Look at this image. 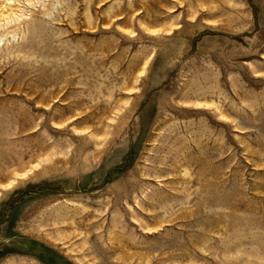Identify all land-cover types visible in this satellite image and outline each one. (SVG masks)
<instances>
[{
	"label": "rangeland",
	"instance_id": "1",
	"mask_svg": "<svg viewBox=\"0 0 264 264\" xmlns=\"http://www.w3.org/2000/svg\"><path fill=\"white\" fill-rule=\"evenodd\" d=\"M0 264H264V0H0Z\"/></svg>",
	"mask_w": 264,
	"mask_h": 264
}]
</instances>
